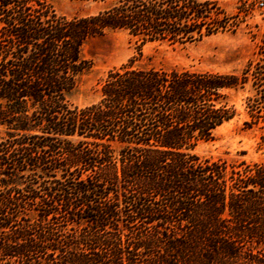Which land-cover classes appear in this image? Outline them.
I'll use <instances>...</instances> for the list:
<instances>
[{"label": "trees", "instance_id": "obj_1", "mask_svg": "<svg viewBox=\"0 0 264 264\" xmlns=\"http://www.w3.org/2000/svg\"><path fill=\"white\" fill-rule=\"evenodd\" d=\"M54 1L0 0V264H264V163L191 153L247 86L244 126L264 123V45L240 74L131 62L79 108L90 40L192 44L238 17L210 0H101L68 18Z\"/></svg>", "mask_w": 264, "mask_h": 264}, {"label": "rangeland", "instance_id": "obj_2", "mask_svg": "<svg viewBox=\"0 0 264 264\" xmlns=\"http://www.w3.org/2000/svg\"><path fill=\"white\" fill-rule=\"evenodd\" d=\"M206 1V0H200ZM217 1L232 18L229 28L192 44L146 42L124 31L110 32L90 40L82 48L84 59L92 68L82 76L69 101L84 108L97 104L102 98V85L109 71L134 63L135 67L191 70L219 74H240L249 61H257L264 45V0ZM107 6L101 0H55V11L68 18L97 14ZM245 92L231 93L238 116L217 129L214 138L201 142L191 151L202 159L225 160L230 164L264 163V123L246 128L249 120L245 109ZM2 131H4L2 129ZM2 137L6 134L2 132Z\"/></svg>", "mask_w": 264, "mask_h": 264}]
</instances>
